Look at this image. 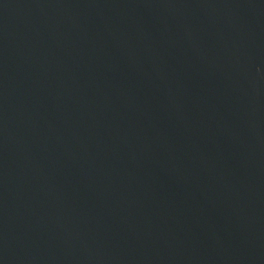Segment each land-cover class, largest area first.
<instances>
[{"label":"water","instance_id":"95a60500","mask_svg":"<svg viewBox=\"0 0 264 264\" xmlns=\"http://www.w3.org/2000/svg\"><path fill=\"white\" fill-rule=\"evenodd\" d=\"M0 264H264V0H0Z\"/></svg>","mask_w":264,"mask_h":264}]
</instances>
